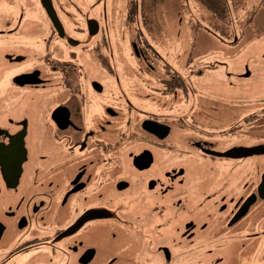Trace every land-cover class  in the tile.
<instances>
[{
	"label": "flooded vegetation",
	"instance_id": "af4514ba",
	"mask_svg": "<svg viewBox=\"0 0 264 264\" xmlns=\"http://www.w3.org/2000/svg\"><path fill=\"white\" fill-rule=\"evenodd\" d=\"M163 1L0 0V264H264L257 12Z\"/></svg>",
	"mask_w": 264,
	"mask_h": 264
},
{
	"label": "rangeland",
	"instance_id": "374dc122",
	"mask_svg": "<svg viewBox=\"0 0 264 264\" xmlns=\"http://www.w3.org/2000/svg\"><path fill=\"white\" fill-rule=\"evenodd\" d=\"M150 1V9L151 5L153 4L152 0ZM213 1V0H212ZM228 3L227 12H228V19H231L232 22L236 25L235 30L236 34L238 36H241L242 34L247 32H250L248 29V21L247 18L249 14H252L253 12H257L254 15V20L251 26V31H254V37L251 40L258 41L257 44L253 46L251 49H255L257 57H254V62L257 67V70L255 71L256 74L253 76L254 81L260 82L264 80V0H226ZM260 1V2H259ZM191 2V4H190ZM182 3V0H166L163 3H160L159 5L155 6V14H151V22L154 24V31L158 35H156L155 38H153V44L156 45H162L163 41L158 43L156 40L162 39L164 35L171 37L173 34L177 33L176 26L179 23V18L182 19L183 23H185L184 20L189 21L191 24L193 21H198L203 23L204 25L210 24L213 25L214 23L219 26L225 25L223 22H226V17L224 14V11L219 14V17L216 18L209 12H207L206 9L203 7L201 8L199 3L196 0H189L190 8H191V14L185 15L180 8V5ZM250 4L253 8H250ZM254 4V5H253ZM256 8V10H255ZM182 11H181V10ZM251 9V10H250ZM220 10V9H219ZM253 10V11H252ZM255 10V11H254ZM258 10V11H257ZM123 12H125V5H123ZM227 15V14H226ZM191 17V18H190ZM225 18V19H224ZM220 20V21H219ZM217 21V22H216ZM152 24V25H153ZM202 24V25H203ZM163 27L162 33L160 32L158 26ZM229 26L230 24L226 26V28H222V30L229 34ZM183 28V24H182ZM153 31V32H154ZM183 31L180 34V40L182 41ZM206 36H209L206 32H204ZM204 33H201L204 35ZM186 35V34H185ZM202 35H200L202 37ZM194 36L193 34H187L184 36L186 40H189V38H192ZM244 42H246V39L251 36V34L243 35ZM197 37V36H196ZM232 37V35L229 37V39ZM179 43V41H178ZM188 46L189 43L183 42ZM201 43V42H200ZM240 48V47H239ZM253 51V50H252ZM264 127V126H263Z\"/></svg>",
	"mask_w": 264,
	"mask_h": 264
}]
</instances>
